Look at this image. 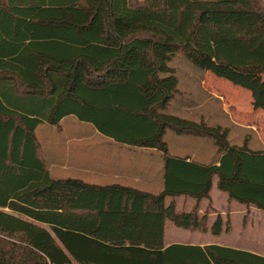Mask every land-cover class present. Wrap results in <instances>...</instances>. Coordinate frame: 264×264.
<instances>
[{"label": "trees", "instance_id": "obj_1", "mask_svg": "<svg viewBox=\"0 0 264 264\" xmlns=\"http://www.w3.org/2000/svg\"><path fill=\"white\" fill-rule=\"evenodd\" d=\"M179 52L264 111V0H0V264H203L202 247L165 246L164 229L207 230L197 209L211 207L214 175L228 199L264 211L263 150L164 112ZM66 116L160 151L163 189L51 176L35 130ZM167 129L211 138L217 162L170 156ZM178 196L196 203L165 204Z\"/></svg>", "mask_w": 264, "mask_h": 264}, {"label": "crops", "instance_id": "obj_2", "mask_svg": "<svg viewBox=\"0 0 264 264\" xmlns=\"http://www.w3.org/2000/svg\"><path fill=\"white\" fill-rule=\"evenodd\" d=\"M183 107L185 112L191 110L199 112L197 106ZM64 118L60 120L59 125L62 126ZM44 126L56 127L41 123L35 132L39 127ZM84 130L89 132V129H83L81 137L68 141L61 139L56 142L57 156L55 161L48 163L44 157L51 176L78 178L98 185L118 183L150 193H158L163 189L164 157L160 151L154 148L121 144L109 137L100 135L96 130H94L96 134L91 133L92 137L85 136L83 135L86 132ZM97 134L98 136H95ZM176 135L172 145L167 143L170 156L182 157L186 158L187 161L206 165L217 162L218 155L215 156V149L203 150L202 136L196 138V136L189 134ZM70 145L71 148H69ZM53 170L55 174L52 173ZM73 171L77 175H59L61 172L68 174ZM87 179L89 180L87 181ZM216 183L217 176L214 175L209 192L211 209L208 212L207 230L205 232L177 230L171 221H166L164 245L200 246L203 248V264H264V211L254 205L228 199L227 193L223 191H221L225 194L223 201L215 205L212 191L214 187L217 189ZM171 200L175 202L177 211L188 212L196 203L192 197L178 196L166 197L165 204L168 205ZM208 204V199L204 198L199 201L197 209L199 216L207 211ZM218 217H220V224L218 223L216 227L219 228V231L214 234L212 233V226Z\"/></svg>", "mask_w": 264, "mask_h": 264}, {"label": "rangeland", "instance_id": "obj_3", "mask_svg": "<svg viewBox=\"0 0 264 264\" xmlns=\"http://www.w3.org/2000/svg\"><path fill=\"white\" fill-rule=\"evenodd\" d=\"M169 65L174 68L178 79V94L169 102L164 110L165 113L188 120H195L196 122L203 121L209 126L219 125L228 130V140L231 144L242 145L246 143L250 149L264 150V111L255 109L252 106L249 90L218 77L210 71L196 67L180 52L173 56ZM183 106H197L199 107V112L194 110L185 112ZM81 129H89V132L84 130L86 131L83 134L85 136L92 137V134L95 133L91 125L82 123L73 116L65 117L62 126L39 127L35 134L41 147L43 159L45 157L48 163L55 161L57 156L56 142L61 139L68 141L81 137ZM176 134L172 130L167 129L164 134V140L172 145L173 140L177 136ZM95 136H98V134ZM196 138H200V136H196ZM71 147L70 145L69 148ZM204 149H215V156L218 155L213 140L205 136H203ZM52 173L55 174V171L53 170ZM59 175L75 176L77 174L73 171L68 174L61 172ZM212 192L215 205L223 201L224 193L216 189V187H214ZM210 209L211 207L207 206V212ZM176 229L182 230L179 227Z\"/></svg>", "mask_w": 264, "mask_h": 264}]
</instances>
